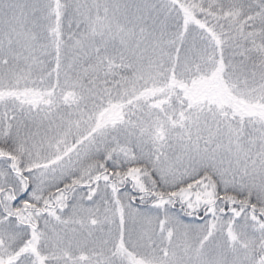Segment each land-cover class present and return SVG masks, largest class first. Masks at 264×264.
I'll return each mask as SVG.
<instances>
[{
	"label": "snow or ice",
	"instance_id": "1",
	"mask_svg": "<svg viewBox=\"0 0 264 264\" xmlns=\"http://www.w3.org/2000/svg\"><path fill=\"white\" fill-rule=\"evenodd\" d=\"M0 264H264V0H0Z\"/></svg>",
	"mask_w": 264,
	"mask_h": 264
}]
</instances>
